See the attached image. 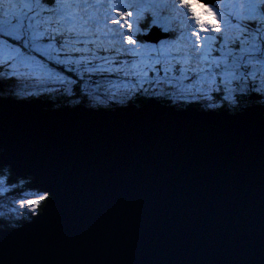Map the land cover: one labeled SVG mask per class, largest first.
<instances>
[{"label":"snow or ice","instance_id":"6c2138e0","mask_svg":"<svg viewBox=\"0 0 264 264\" xmlns=\"http://www.w3.org/2000/svg\"><path fill=\"white\" fill-rule=\"evenodd\" d=\"M44 104L50 113L145 122L154 110L195 115L223 125L216 131L238 163L254 129L264 131V0H0V264H53V250L66 256L99 223L94 203L86 215L68 207L57 172L83 145L25 118ZM209 167H201L181 219L207 215L194 194ZM236 179L234 169L220 182L235 190ZM242 219L232 218L240 228L219 246L223 260L190 252L166 260L159 247L147 259H109L106 235L87 261L54 264H264V228L257 246ZM216 249L213 241L204 252Z\"/></svg>","mask_w":264,"mask_h":264},{"label":"water","instance_id":"95a60500","mask_svg":"<svg viewBox=\"0 0 264 264\" xmlns=\"http://www.w3.org/2000/svg\"><path fill=\"white\" fill-rule=\"evenodd\" d=\"M47 107L26 110L25 118L39 120L55 136L71 134L73 142L83 145L68 166L57 169L65 186V203L86 215L92 202L99 217L93 232L78 235L66 256L63 249L59 254L53 250L46 257L49 262L87 261L97 246L108 244L106 235L111 241L105 252L109 259H147L151 248L159 247L166 260L188 259L189 252L192 259L223 260L219 246L226 234L239 230L240 224H233L232 218L242 214L241 223L259 245L264 228V131L254 129L249 142L239 149L241 159L236 163L232 142L216 131L223 130V125L195 115L154 110L145 122L50 113ZM6 131L10 141L17 138L12 127ZM202 166H210L209 172L200 178L194 198L207 215L188 214L181 219L182 205L192 196ZM234 169L235 190H229L220 178L231 179ZM161 188L166 191L164 197ZM217 200L223 202L222 209L214 207ZM213 241L216 253L205 254Z\"/></svg>","mask_w":264,"mask_h":264},{"label":"trees","instance_id":"16d2710c","mask_svg":"<svg viewBox=\"0 0 264 264\" xmlns=\"http://www.w3.org/2000/svg\"><path fill=\"white\" fill-rule=\"evenodd\" d=\"M59 99H61L64 102L63 98H59ZM139 102H142V101H139Z\"/></svg>","mask_w":264,"mask_h":264},{"label":"rangeland","instance_id":"374dc122","mask_svg":"<svg viewBox=\"0 0 264 264\" xmlns=\"http://www.w3.org/2000/svg\"><path fill=\"white\" fill-rule=\"evenodd\" d=\"M58 100H61V99H58ZM62 101V100H61Z\"/></svg>","mask_w":264,"mask_h":264}]
</instances>
